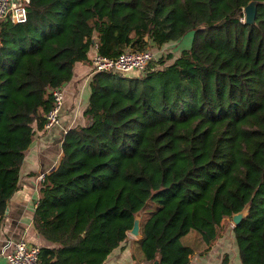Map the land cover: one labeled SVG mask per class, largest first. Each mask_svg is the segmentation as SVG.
Masks as SVG:
<instances>
[{
    "label": "trees",
    "instance_id": "1",
    "mask_svg": "<svg viewBox=\"0 0 264 264\" xmlns=\"http://www.w3.org/2000/svg\"><path fill=\"white\" fill-rule=\"evenodd\" d=\"M247 1L28 0L24 21L0 20V220L48 86L92 45L115 56L194 29L189 47L135 74H91L85 122L67 128L40 180L32 224L54 242L40 245L41 264H102L136 212L142 264H188L196 246L181 237L194 229L208 249L245 204L238 254L264 264V0L253 23Z\"/></svg>",
    "mask_w": 264,
    "mask_h": 264
},
{
    "label": "crops",
    "instance_id": "2",
    "mask_svg": "<svg viewBox=\"0 0 264 264\" xmlns=\"http://www.w3.org/2000/svg\"><path fill=\"white\" fill-rule=\"evenodd\" d=\"M165 44V43H163ZM162 44V45H163ZM96 52L92 45L87 53L88 60H76L73 64L71 77L61 84L63 101L58 121L50 128L34 127V134L28 147L24 150L19 167L18 185L9 196L6 209L0 220V264H6L4 244L7 238L24 236L28 241L39 245H54V242L42 236L32 224L35 202L39 195L42 175L52 169L61 155V141L67 128L85 122L83 109L87 104L90 92L91 76L90 56ZM135 74V71L130 72ZM220 235L206 250L198 245L197 232L191 241L183 243L196 246L190 254L188 264H218L224 254H228V264H242L234 232L233 223L226 218ZM226 222V221H225ZM136 236L127 231L126 238L115 246L106 256L102 264H142L145 261L141 254H133Z\"/></svg>",
    "mask_w": 264,
    "mask_h": 264
},
{
    "label": "built area",
    "instance_id": "3",
    "mask_svg": "<svg viewBox=\"0 0 264 264\" xmlns=\"http://www.w3.org/2000/svg\"><path fill=\"white\" fill-rule=\"evenodd\" d=\"M27 3L28 0H0V20L24 21L27 16ZM152 58H154L153 52L148 47L126 48L115 56H105L95 52L90 56L91 73L97 70H113L122 73L141 71L147 67ZM48 92L51 103L44 113L42 127L45 129L58 121L63 101L61 85L48 86ZM4 247L6 264H41L40 245L28 241L24 236L7 238Z\"/></svg>",
    "mask_w": 264,
    "mask_h": 264
},
{
    "label": "rangeland",
    "instance_id": "4",
    "mask_svg": "<svg viewBox=\"0 0 264 264\" xmlns=\"http://www.w3.org/2000/svg\"><path fill=\"white\" fill-rule=\"evenodd\" d=\"M193 35H194V29L190 28L187 31H185L183 33V35H181L178 39L168 40L165 42V44H163L161 46H157V45L148 46V49H150L153 52V55H154L153 60L157 59L160 56H165V54L167 52H170V51L174 56H176L182 48L190 46ZM172 59H173V57H170V58L166 59V62H169ZM135 72L137 73L138 71H135ZM140 215H141V213H140ZM195 232H197V231L194 229H191L190 231H188L186 234H184L181 237V241L185 242V241L190 240V239L192 241ZM132 253L133 254H140V247H139L138 241H134V247H133Z\"/></svg>",
    "mask_w": 264,
    "mask_h": 264
},
{
    "label": "water",
    "instance_id": "5",
    "mask_svg": "<svg viewBox=\"0 0 264 264\" xmlns=\"http://www.w3.org/2000/svg\"><path fill=\"white\" fill-rule=\"evenodd\" d=\"M258 0H248L243 6L244 18L243 21L246 23H253L255 18L256 4ZM6 209V208H5ZM248 205L245 204L241 209L231 213V221L236 224L247 212ZM133 235H140V212H136L133 219V224L128 230ZM154 263H158L155 259Z\"/></svg>",
    "mask_w": 264,
    "mask_h": 264
}]
</instances>
